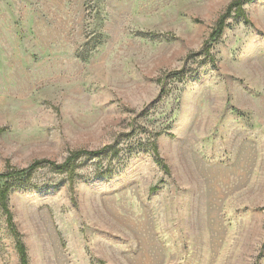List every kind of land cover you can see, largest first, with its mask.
Wrapping results in <instances>:
<instances>
[{
	"label": "rangeland",
	"instance_id": "374dc122",
	"mask_svg": "<svg viewBox=\"0 0 264 264\" xmlns=\"http://www.w3.org/2000/svg\"><path fill=\"white\" fill-rule=\"evenodd\" d=\"M3 193L0 264H264V0H0Z\"/></svg>",
	"mask_w": 264,
	"mask_h": 264
},
{
	"label": "trees",
	"instance_id": "16d2710c",
	"mask_svg": "<svg viewBox=\"0 0 264 264\" xmlns=\"http://www.w3.org/2000/svg\"><path fill=\"white\" fill-rule=\"evenodd\" d=\"M233 4H237L236 6L240 5V1L239 3H233ZM228 10H230V7L228 8ZM227 10V12H228ZM225 24V19L224 17L222 16L219 20H218V23H217V30L216 32H219L222 30L223 26ZM97 152H88V154H96ZM81 154H86V151H77V152H74L72 153L65 161L64 163L62 164H56L54 162H48L47 161V164H49L50 166H53L54 168H56L57 170H63L64 168L68 167L69 164L71 163L72 160L76 159L77 157H79ZM42 162H46V161H36L34 162L32 165H30L27 169H25L24 171H30V170H33L35 169L36 167L39 166V164H41ZM5 197V194L3 193L0 198L2 197ZM3 197V198H4ZM4 200V199H3ZM3 205L4 204V201H2ZM17 250H18V253H19V259H20V264H28V261H27V256H26V251H25V248L23 246V244L21 242L18 241V244H17Z\"/></svg>",
	"mask_w": 264,
	"mask_h": 264
}]
</instances>
